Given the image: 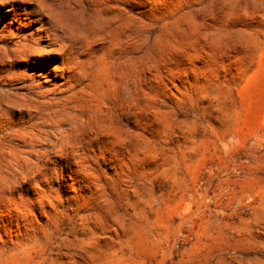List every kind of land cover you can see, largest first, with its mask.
Returning <instances> with one entry per match:
<instances>
[{"label":"rangeland","instance_id":"obj_1","mask_svg":"<svg viewBox=\"0 0 264 264\" xmlns=\"http://www.w3.org/2000/svg\"><path fill=\"white\" fill-rule=\"evenodd\" d=\"M0 264H264V0H0Z\"/></svg>","mask_w":264,"mask_h":264}]
</instances>
